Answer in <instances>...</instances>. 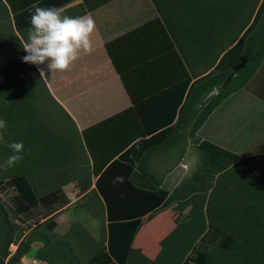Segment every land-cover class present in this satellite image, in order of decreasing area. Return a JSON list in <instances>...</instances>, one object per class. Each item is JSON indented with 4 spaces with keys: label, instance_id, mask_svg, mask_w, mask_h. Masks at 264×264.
Wrapping results in <instances>:
<instances>
[{
    "label": "crops",
    "instance_id": "1",
    "mask_svg": "<svg viewBox=\"0 0 264 264\" xmlns=\"http://www.w3.org/2000/svg\"><path fill=\"white\" fill-rule=\"evenodd\" d=\"M33 5L60 7L73 17L91 14L97 26L94 51L82 55L71 71L52 75L46 64H32L51 101L77 130L74 141L69 132L60 128L59 120L49 116L42 118L44 123H54V129L52 126L50 129L67 140L66 147L71 143L72 154L75 151L78 154L61 166L65 175L57 180L60 181L57 186L66 197L61 205L69 204L65 187L76 182L83 207L88 210L77 214L81 221L84 219L83 223L89 221L82 216L84 213L93 219L102 218L100 228L104 227L105 231L112 219L138 220L125 264H182L208 230L206 206L213 185L205 188L204 182H192L203 153L207 154L208 147L204 143L232 152L240 157L238 160L250 157L254 171L264 172V56L250 78L211 111L192 137L188 128L183 136L174 128L183 101L179 98L182 88L178 84L181 71L175 50L161 31L167 24L178 26V0H40ZM33 5L12 13L7 1L0 0V40L13 42L19 53L22 43L27 42ZM107 43L129 84V91L108 53ZM239 52L240 48L229 53L222 68L231 65ZM40 68L45 69L46 77H41ZM222 86L212 89L206 98L216 94ZM134 105L138 109L133 114H118ZM98 124L104 131H112V137L139 138L141 135H135L139 131L144 134L141 138L157 139L143 144L146 148L143 171L147 173L136 172L134 167L138 160L132 156L140 146L129 151L131 160L111 164L118 154L95 173L84 134ZM178 138L185 139L178 142ZM134 142L135 139L130 145ZM209 152L214 153V150L209 148ZM178 166L186 170L189 166L192 168L189 174L170 185V173L175 170L177 175ZM116 176H123L124 183L114 184ZM155 181L160 183L158 189L168 195L175 194L176 199L163 205L165 198L161 201L159 193L149 187ZM219 184L227 187L229 180ZM193 186L196 189H192ZM122 210L124 214L120 213ZM70 211L62 213L68 217L62 231H58L59 221L54 220L56 233L66 232L72 222Z\"/></svg>",
    "mask_w": 264,
    "mask_h": 264
},
{
    "label": "trees",
    "instance_id": "2",
    "mask_svg": "<svg viewBox=\"0 0 264 264\" xmlns=\"http://www.w3.org/2000/svg\"><path fill=\"white\" fill-rule=\"evenodd\" d=\"M6 1L11 12L17 13L40 0ZM161 31L175 50L181 71L178 84L182 88L179 98L183 101L174 128L182 135L188 128L192 137L211 111L250 78L263 58L264 0H178V26L167 24ZM8 43L13 44H5ZM106 46L129 91V84L113 58L110 43ZM238 48L240 52L235 61L222 68L225 57ZM18 51L7 63L0 65V118L8 125L7 141L24 144V160L7 171L0 169L5 175V181L0 179V182L15 190L13 212L32 215L38 207L51 210L65 203L66 197L57 186L60 182L57 180L65 175L61 166L78 154L77 151L72 154L71 143L66 147L67 140L53 132L49 123L42 122L39 110L29 105V86L35 91L34 80L42 84L43 81L32 64L23 62L24 49L22 56ZM24 68L30 73H25ZM222 84L216 94L206 98L212 89ZM137 109L134 105L118 114H133ZM135 135L144 136L139 131ZM112 136V131H104L101 124L92 126L89 133L84 134L94 172L118 154L111 164L131 160L129 151L140 146L132 156L138 160L134 167L136 172L147 173L143 171L146 152L143 144L157 139ZM184 139L178 138V142ZM204 144L208 147L207 154L203 153L192 182H204L205 188L213 185L206 206L208 230L182 264H264V172L254 171L250 157L238 160L240 157L232 152L208 142ZM209 148L214 153L209 152ZM10 154V149L0 144V161ZM212 159L214 162L210 161ZM227 180V187L219 184ZM159 184L155 181L149 187L159 193L161 201L165 198L163 205L176 199L175 194L168 195L158 189ZM49 219L31 227L10 254L8 245L15 233L7 211L0 205V264H18L21 257L33 249L34 243H40L34 258L47 260L48 264H125L128 245L138 224L137 219H112L106 231L101 228L100 239L94 240L78 223L72 224L65 233L57 234L54 232L56 221Z\"/></svg>",
    "mask_w": 264,
    "mask_h": 264
},
{
    "label": "clouds",
    "instance_id": "3",
    "mask_svg": "<svg viewBox=\"0 0 264 264\" xmlns=\"http://www.w3.org/2000/svg\"><path fill=\"white\" fill-rule=\"evenodd\" d=\"M27 42L22 43L27 53L23 62L33 65H45L53 75L56 72H69L82 55L94 51L96 22L91 14L69 16L64 9L56 6L41 7L33 5ZM41 77H46L44 68H40ZM7 122L0 118V144H5L11 154L0 161V169L7 171L24 160V144L9 143L6 139ZM124 183L123 176L112 181ZM24 257H21L23 264ZM32 264H48L47 260H33Z\"/></svg>",
    "mask_w": 264,
    "mask_h": 264
},
{
    "label": "rangeland",
    "instance_id": "4",
    "mask_svg": "<svg viewBox=\"0 0 264 264\" xmlns=\"http://www.w3.org/2000/svg\"><path fill=\"white\" fill-rule=\"evenodd\" d=\"M7 46V47H6ZM16 47L8 43L3 44L2 40H0V65L7 63L8 59H11L14 57L16 53ZM22 56V52L20 53ZM21 56L19 58H21ZM23 71L25 73H30V70L24 68ZM33 87L35 88V91L31 89L29 86V93L27 94L28 96V103L30 106L35 107L36 110H39V113L41 117L49 116V118L52 120H59V125L60 128H64L66 132H69L70 137L76 141L77 138V130L75 129L74 125L64 119L62 116L64 115L63 112L60 111V109L51 101L50 97L48 96L45 87L42 83L38 82V79L34 80ZM39 104V105H38ZM38 105V106H34ZM233 109V108H232ZM32 108L30 107V111ZM56 120V121H57ZM50 125L55 126L54 123H50ZM54 129V128H53ZM52 129V130H53ZM190 153L193 155V151L189 150ZM194 157V156H193ZM196 157V156H195ZM192 167H188L186 170L184 167L180 168L178 166V174L176 175V171L172 170L170 173V180L168 183L170 185H173L177 181L181 180L183 177H185L188 172L191 170ZM5 175H3V172L0 171V179L4 182L5 181ZM0 182V205L7 211L8 218L12 223V227L14 229V235H13V241L9 243L8 249L10 251V254L13 253L17 247L18 241L27 233V231L38 224L39 222H42L45 219H53V220H58L59 225H58V231H62L64 227L67 225L68 217L66 214H62L66 210H71L70 212V218H71V223L69 227L66 229L69 230L72 224H80L83 228H85L90 234L93 236L94 240H99L101 235H102V230H101V224H103V219L99 217H95L94 219L92 217H89L90 215L88 213H84L82 216L88 217L87 222H84V219L81 221L79 219V215L77 214H82L83 209L84 211L88 212V210L83 207V201L82 198H80V191L79 187L76 185V182H72L68 184L65 187V192L67 194V197H69V204L67 205H59L54 207L53 209H44V208H36L32 215H25V214H15L13 212L14 204H13V196L15 195V190L13 187ZM73 212V213H72ZM77 212V213H76ZM62 214V215H61ZM61 215V216H60ZM60 216V217H59ZM59 218V219H58ZM49 219V220H50ZM91 227V229H90ZM94 227V228H92ZM55 232V231H54ZM56 233V232H55ZM59 234V233H57ZM40 246V243H34L32 245L33 249L26 255L24 256L23 264H29L32 259H34V251ZM7 258H5V261ZM18 264H21V260Z\"/></svg>",
    "mask_w": 264,
    "mask_h": 264
},
{
    "label": "built area",
    "instance_id": "5",
    "mask_svg": "<svg viewBox=\"0 0 264 264\" xmlns=\"http://www.w3.org/2000/svg\"><path fill=\"white\" fill-rule=\"evenodd\" d=\"M33 260H34V259H33ZM33 260H32V261H33ZM35 260H36V259H35ZM32 261H31L29 264H32Z\"/></svg>",
    "mask_w": 264,
    "mask_h": 264
}]
</instances>
